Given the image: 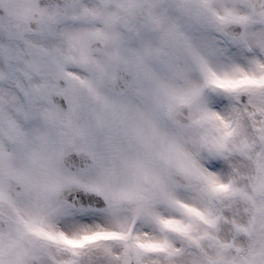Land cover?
Wrapping results in <instances>:
<instances>
[{"label": "snow or ice", "instance_id": "6c2138e0", "mask_svg": "<svg viewBox=\"0 0 264 264\" xmlns=\"http://www.w3.org/2000/svg\"><path fill=\"white\" fill-rule=\"evenodd\" d=\"M0 264H264V0H0Z\"/></svg>", "mask_w": 264, "mask_h": 264}]
</instances>
